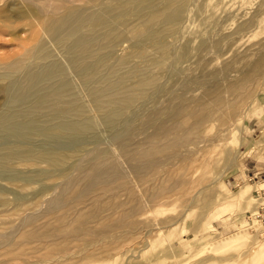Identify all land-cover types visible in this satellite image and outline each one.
<instances>
[{
    "label": "bare ground",
    "instance_id": "obj_1",
    "mask_svg": "<svg viewBox=\"0 0 264 264\" xmlns=\"http://www.w3.org/2000/svg\"><path fill=\"white\" fill-rule=\"evenodd\" d=\"M24 1L47 38L2 67L8 81L0 87V206L20 210L27 188L37 185L46 207L35 195L39 208L17 214L19 231L31 228L2 237L5 245L20 236L56 246L53 264H101L144 220L158 222L172 197L184 200L217 163L231 110H241L262 79V49L241 51L240 44L263 19L257 10L224 33L205 18L192 37V0L69 1L64 10L60 1ZM221 57V69L210 71ZM236 73L241 77L224 83L222 74ZM210 76L218 80L205 93L188 89ZM218 125L226 127L210 136ZM100 128L111 134L108 145ZM227 151L226 165L238 166ZM255 250L264 253V241Z\"/></svg>",
    "mask_w": 264,
    "mask_h": 264
},
{
    "label": "rangeland",
    "instance_id": "obj_2",
    "mask_svg": "<svg viewBox=\"0 0 264 264\" xmlns=\"http://www.w3.org/2000/svg\"><path fill=\"white\" fill-rule=\"evenodd\" d=\"M69 1L72 3L75 1L74 4L89 2V0H66L64 2L54 0L56 5L57 3L65 5L62 10L66 9L68 3L69 6L71 5ZM51 2L54 5L53 0ZM263 8L264 0H192L191 15L188 16L186 23L188 30L190 28L188 35L197 37L196 35L201 34L205 27V18L210 22H218L224 33L231 32L236 28L238 21L260 10V20L263 19L260 28L247 31L240 47L243 48L241 51L246 52L251 45H253V50L250 49V51L261 48L260 56L264 57ZM32 14L24 0H0V87L8 81L6 70L2 68L3 65L14 60L26 49L35 46L41 37L42 39L47 38L41 25L38 24V17ZM240 41L239 43H242ZM126 45L127 43L123 45L122 51L120 50L122 53L129 49V45ZM60 57L63 59L62 54ZM1 58L7 61H1ZM210 58L214 59L212 52ZM221 59L222 57L218 61L212 60L209 63L210 71L221 69ZM261 73L262 79H259L255 85L253 84L254 86L252 85L249 98L247 96L242 100L241 110L232 109L230 112L232 117L226 125L230 127L226 137L227 142L217 148L219 154L216 156L218 161L214 163L215 166H212L210 170L202 171L201 182L185 192L184 200L174 201L176 197H172L173 204L168 207V210L156 214L158 222L152 223L146 219L143 229L134 234L130 233L124 240L117 242L116 247L107 253L110 258L107 257L101 264H264V253L255 250L257 245L264 241L260 223L256 222L258 224L255 226H249L250 224L246 221L247 213L256 210L259 202L254 191L264 184V65ZM225 75L222 74L223 81L225 80L224 83L227 84L241 77L237 73L230 77ZM72 76L76 78V81L73 79L74 83H79L78 77ZM217 80V77L210 76L206 82L197 83L194 86L190 83L192 85L188 89L205 93L206 88L214 86ZM249 83L245 84L246 88H251ZM1 97L0 93V104ZM226 126H215L216 129L213 128L214 130L212 129L213 131L211 130L212 132L208 134L218 135L222 129L219 127L224 129ZM99 130V135H102H100L101 144L108 145L111 142V134L102 128ZM226 150L232 156L237 157L238 166L237 164L229 165L231 167L226 165L224 162ZM38 187L40 186L33 185L25 189L31 192L27 194L32 195L31 197L26 195V203L20 206L21 208L19 207L20 210L13 208V204L8 207L0 206V243L4 242L0 246V264H53L54 259L51 255L57 254V249L53 248L56 246L40 242L25 243L20 237L31 226L25 225L22 231H19L20 223L18 224L17 214H25L31 209H38L39 205L33 204L38 197H41V201L44 200L40 203V208L46 207L45 197L42 196L45 192H40ZM262 188L264 189V185ZM34 190L35 192H32ZM8 195L12 197L13 192L9 191ZM44 220L46 219L36 223L39 225ZM5 233L20 236H15L12 242L5 245V240H3L5 237H2ZM16 238L18 241H15ZM57 244L60 245V243Z\"/></svg>",
    "mask_w": 264,
    "mask_h": 264
},
{
    "label": "built area",
    "instance_id": "obj_3",
    "mask_svg": "<svg viewBox=\"0 0 264 264\" xmlns=\"http://www.w3.org/2000/svg\"><path fill=\"white\" fill-rule=\"evenodd\" d=\"M256 198L259 200L256 210L247 213L246 221L249 226H255L256 222L260 223V227L264 233V189L261 191H255Z\"/></svg>",
    "mask_w": 264,
    "mask_h": 264
}]
</instances>
